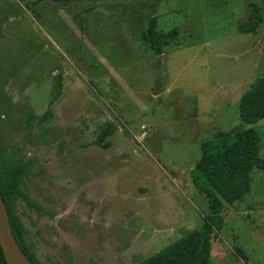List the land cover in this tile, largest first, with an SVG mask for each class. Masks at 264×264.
<instances>
[{
    "label": "rangeland",
    "instance_id": "1",
    "mask_svg": "<svg viewBox=\"0 0 264 264\" xmlns=\"http://www.w3.org/2000/svg\"><path fill=\"white\" fill-rule=\"evenodd\" d=\"M249 1L264 15V0H0V168L26 165L42 209L12 210L41 264H136L202 224L201 142L241 123L264 76V24L238 31ZM153 16L178 28L162 54ZM248 127L264 155V119ZM222 214L210 264H264V169Z\"/></svg>",
    "mask_w": 264,
    "mask_h": 264
},
{
    "label": "trees",
    "instance_id": "2",
    "mask_svg": "<svg viewBox=\"0 0 264 264\" xmlns=\"http://www.w3.org/2000/svg\"><path fill=\"white\" fill-rule=\"evenodd\" d=\"M69 1V0H66ZM153 16L144 33V39L156 54H162L171 39L178 36V28L168 32L156 29ZM264 24V15L258 2L249 1V13L238 24L241 33H256ZM241 123L230 129H217L201 142V155L191 170L194 187L207 199L208 213L202 224L175 241L149 255L136 264H210L214 232L223 227L222 210L225 203L234 204L251 190V172L264 169V155L260 154L261 137L256 129L248 127L264 119V76H258L239 100ZM116 129L107 123L98 134L96 142L103 143ZM0 163L6 165L3 145L0 142ZM26 165L11 170L0 168V193L6 204L16 241L35 264H41L25 242L23 225L14 215L12 206L22 199L37 210L42 206L34 201L22 187ZM0 264H8L0 245Z\"/></svg>",
    "mask_w": 264,
    "mask_h": 264
},
{
    "label": "water",
    "instance_id": "3",
    "mask_svg": "<svg viewBox=\"0 0 264 264\" xmlns=\"http://www.w3.org/2000/svg\"><path fill=\"white\" fill-rule=\"evenodd\" d=\"M0 245L8 264H35L19 246L14 236L6 204L0 193Z\"/></svg>",
    "mask_w": 264,
    "mask_h": 264
}]
</instances>
